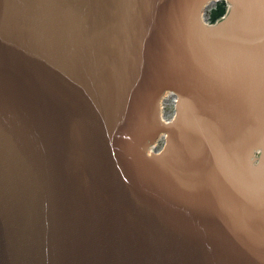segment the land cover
<instances>
[{"label": "water", "instance_id": "1", "mask_svg": "<svg viewBox=\"0 0 264 264\" xmlns=\"http://www.w3.org/2000/svg\"><path fill=\"white\" fill-rule=\"evenodd\" d=\"M0 264H264V0H0Z\"/></svg>", "mask_w": 264, "mask_h": 264}, {"label": "trees", "instance_id": "2", "mask_svg": "<svg viewBox=\"0 0 264 264\" xmlns=\"http://www.w3.org/2000/svg\"><path fill=\"white\" fill-rule=\"evenodd\" d=\"M225 13V5L224 3H216L214 7L209 11V22H214L217 19H219L221 16H223Z\"/></svg>", "mask_w": 264, "mask_h": 264}]
</instances>
